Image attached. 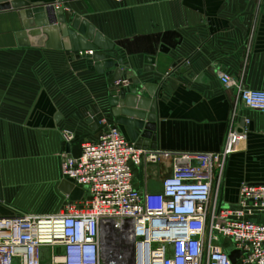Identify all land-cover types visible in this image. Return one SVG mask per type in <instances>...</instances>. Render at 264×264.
<instances>
[{
    "label": "crops",
    "instance_id": "crops-1",
    "mask_svg": "<svg viewBox=\"0 0 264 264\" xmlns=\"http://www.w3.org/2000/svg\"><path fill=\"white\" fill-rule=\"evenodd\" d=\"M32 1L62 7L69 26L70 16L79 14L112 40L114 49L104 52L115 62L122 56L128 92L139 87L134 78L146 95L148 83L158 84L157 151L219 152L227 147L234 121L246 136L227 155V203L238 201L243 182L264 184V111L240 100L243 88L264 89V0ZM23 28L18 10L0 11V216L41 214L45 208L56 213L78 200L59 188V154L78 155L82 143L97 136L83 110L100 106L96 120L102 112L111 114L110 75L88 68L89 50L20 45L16 32ZM147 54L156 57L149 72ZM187 63L189 77L182 72ZM221 71L230 73L236 86L225 87ZM55 82L65 87V98L52 90ZM114 122L130 140L125 125ZM64 132L74 139L65 141ZM168 165H133L135 187L161 190Z\"/></svg>",
    "mask_w": 264,
    "mask_h": 264
},
{
    "label": "built area",
    "instance_id": "built-area-1",
    "mask_svg": "<svg viewBox=\"0 0 264 264\" xmlns=\"http://www.w3.org/2000/svg\"><path fill=\"white\" fill-rule=\"evenodd\" d=\"M219 78L225 87L236 86L226 71ZM240 100L264 111L262 88L241 89ZM95 121L97 136L82 143L80 154L62 151V179L73 180L83 196L56 213L0 216V264H126L124 254L105 253L107 225L130 251L132 264H264V184L243 182L236 204L217 203V170L246 131L235 124L219 152L160 153L135 147L110 113ZM63 136L74 139L71 132ZM162 159L172 162L162 189L136 188L133 165ZM229 243L240 250L236 263Z\"/></svg>",
    "mask_w": 264,
    "mask_h": 264
},
{
    "label": "water",
    "instance_id": "water-1",
    "mask_svg": "<svg viewBox=\"0 0 264 264\" xmlns=\"http://www.w3.org/2000/svg\"><path fill=\"white\" fill-rule=\"evenodd\" d=\"M18 10L23 19L22 30L16 32L18 42L24 46H47L51 48H65L68 50H92V54H85L88 68L97 74L110 75L107 82L111 88L109 103L111 105V115L117 123L123 124L134 143L135 147L144 150H157V83H148L144 94L141 90L142 82L134 78L133 82L139 87L131 88L128 92L124 84L116 86V82L123 75L124 60L118 55L115 58H106L104 50H113L114 42L103 35L93 24L79 14H72L69 18L71 26L66 23L64 9L55 7L54 2L35 3L32 0H0V11ZM98 48L103 51L98 52ZM162 50L167 51L168 47L162 45ZM75 57H80L77 54ZM144 71L149 72L155 69L156 57L147 54L144 58ZM116 65L115 70L112 68ZM189 77L190 67L184 64L182 70ZM124 98H120V97ZM101 108L97 104L95 110H83L85 121L90 128L97 129L94 119L96 111ZM60 115L56 116L58 121ZM245 119L242 118V122ZM138 130H137V129ZM141 132H140V131ZM59 188L67 193L71 200L79 199L83 196L84 190L75 186L73 180L62 179ZM215 198V191L213 199ZM231 205V204H229ZM207 237L210 234V226L206 231ZM208 249L205 250L207 258ZM240 255V250L234 249L230 252L233 263Z\"/></svg>",
    "mask_w": 264,
    "mask_h": 264
},
{
    "label": "rangeland",
    "instance_id": "rangeland-1",
    "mask_svg": "<svg viewBox=\"0 0 264 264\" xmlns=\"http://www.w3.org/2000/svg\"><path fill=\"white\" fill-rule=\"evenodd\" d=\"M52 90L54 92H56L57 95L59 94V95H61L62 97L65 98V87L62 88L60 85H58L55 82L54 86H52ZM235 124L236 123L234 121L231 122L230 130H233V127H234ZM242 142H244V138L240 140V143L236 144L237 146L235 147V149H239L240 148V144ZM59 157H60V167H61L62 159H63L62 151L60 152ZM161 162H163V163L165 162V163L169 164L164 169V172H165V175H166L171 170L172 162L170 160H164V159H162ZM161 162H157V163H161ZM226 162H227V157H226V161L224 163L223 169L217 170V174H218L217 175V186L215 185L216 186V195H217L218 206L222 204L223 207H226V206L229 205V203H227L226 197L224 195L225 171H226V164H227ZM142 163H144V161H141L140 164H142ZM146 163L147 162H145V164ZM145 168H148V165H146ZM234 204H236V202ZM21 212H28V210L27 211H21ZM43 212L48 213L46 208H45V211H43ZM110 228L111 227H109V225H107L105 230H104V234H103V239H104V242H105V253H106V255L108 257H116L117 255L122 253V255L124 254V261H126V264H132V256L130 255V251L129 250L125 251L124 242H122V240L119 239V235L117 234V232H114ZM116 235H118V236H116ZM228 248H229V250L234 249V245L229 243Z\"/></svg>",
    "mask_w": 264,
    "mask_h": 264
},
{
    "label": "bare ground",
    "instance_id": "bare-ground-1",
    "mask_svg": "<svg viewBox=\"0 0 264 264\" xmlns=\"http://www.w3.org/2000/svg\"><path fill=\"white\" fill-rule=\"evenodd\" d=\"M116 236H118V235H116Z\"/></svg>",
    "mask_w": 264,
    "mask_h": 264
}]
</instances>
